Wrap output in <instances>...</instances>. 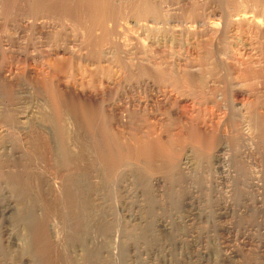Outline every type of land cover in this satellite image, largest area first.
<instances>
[{"label":"rangeland","instance_id":"374dc122","mask_svg":"<svg viewBox=\"0 0 264 264\" xmlns=\"http://www.w3.org/2000/svg\"><path fill=\"white\" fill-rule=\"evenodd\" d=\"M83 2L0 0V27L12 38L0 54L30 52L40 40L80 54L47 56L61 81H49L53 90L0 84V108L19 112L30 101L67 130L45 166L25 153L42 150L31 124L17 134L26 158L0 160V264H264V0H107L115 34L101 40L113 45L98 73L79 59L101 38L81 29ZM142 3L157 4L159 16L137 27ZM49 4L62 12L40 35L27 23ZM21 19L17 35L10 28ZM70 67L85 88L114 83L111 118L67 88ZM211 137L226 145L224 162L209 157ZM177 152L190 154L187 169L172 162Z\"/></svg>","mask_w":264,"mask_h":264},{"label":"bare ground","instance_id":"6f19581e","mask_svg":"<svg viewBox=\"0 0 264 264\" xmlns=\"http://www.w3.org/2000/svg\"><path fill=\"white\" fill-rule=\"evenodd\" d=\"M96 0H84L83 4H82V7H81V15H82V18L80 19H83L82 21L85 23L86 22V28H81L83 29V31H86L84 34L87 35V34H91V35H94V33L97 31H99V33L101 34V38L98 37V36H95L96 39H99L98 41L95 40V41H92V42H96L94 43V46L97 48V45L98 48L101 47V48H94L96 50H94V54L95 56H93L94 54L92 53L91 55H89V53L84 56L83 54L85 53H82V56L79 57V59H81L82 61H84L85 63H89V62H93L95 64H97V66L95 67L96 69H94V71L96 70V72L98 73L99 70L101 69L100 67V64L101 63H108L110 64L111 62V55H112V51H111V48L112 46L110 45V43L112 44V42H110L108 45H101V43L103 41L101 40H105L106 42H109L110 40H108V37L110 36V34H115V33H111V30H113V28H108V24L110 25V23H108V21H112V18L113 17H109L110 15V8H107L106 6H109L107 0H100L101 2L99 1H96ZM53 2V1H52ZM208 2V1H207ZM226 2V1H225ZM44 4V2H42ZM108 3V4H107ZM198 3V2H197ZM35 4V3H34ZM37 4V3H36ZM47 4V3H46ZM45 4V5H46ZM50 5V4H49ZM157 5V4H156ZM154 5L153 3H142V5H137L133 11L135 12V16H136V20H138V22L134 21V23L132 25H136L138 27V23L140 22L139 20L141 21H145L147 24L149 23V20L148 19L149 17L150 18H157L159 16V12H158V9H157V6ZM33 6H37V5H33ZM196 6V5H195ZM38 7V6H37ZM40 7V6H39ZM211 7V6H210ZM7 8V6H6ZM66 8V7H65ZM37 8L35 7V9L33 10H36ZM64 9V8H63ZM213 9V8H212ZM67 10V8L65 9ZM174 10V9H172ZM62 12V9L59 5H50V6H41V8H39V10H37L36 12L32 13L30 15V20L31 21H28V20H24V19H21L19 22L17 23H14L12 26V28H10L11 30H13L17 35H19L21 33V30L24 26L25 23H28L27 24H30V26H32V29H36L38 31V33L41 35L44 34V32H47L48 29H51V28H54V24H52V22H50L51 20H54V18L51 16V15H57V13L59 12ZM177 11V10H176ZM194 11V10H193ZM33 12V11H32ZM66 12V11H65ZM74 12V11H72ZM162 12V11H161ZM53 13V14H52ZM112 13V12H111ZM175 13V12H174ZM64 14H67V13H64ZM41 15V16H40ZM112 15V14H111ZM118 16V15H117ZM127 16H130V15H127ZM133 16V15H132ZM131 16V17H132ZM162 17V16H161ZM178 17V16H177ZM201 17V16H200ZM109 18H111L109 20ZM134 18V17H133ZM185 18V17H184ZM49 19V20H48ZM79 19V20H80ZM123 19V18H122ZM121 19V20H122ZM127 19V18H126ZM208 19V18H207ZM128 20V19H127ZM126 20L125 23H128ZM181 20V19H180ZM4 21V20H2ZM81 21V22H82ZM201 21V20H200ZM206 21V20H205ZM12 22V21H11ZM82 22V23H83ZM155 22V21H154ZM222 22V21H221ZM2 23V22H1ZM80 23V24H82ZM145 23V24H146ZM150 23H153V21L151 20ZM170 23V22H169ZM144 24V25H145ZM155 24V23H154ZM153 24V25H154ZM158 24V23H157ZM139 25H142V23H139ZM143 25V27H145ZM161 25V24H160ZM178 25V24H177ZM156 26V24H155ZM172 26V25H171ZM197 26V25H196ZM201 26V25H200ZM2 27V28H1ZM0 27V47L2 46V41L3 39L5 40V42L7 44H11L10 40L12 39H8L9 37L7 35H9L8 33H6L4 30L3 27L5 26H1ZM165 29V28H164ZM8 30V29H7ZM6 30V31H7ZM176 30V29H175ZM181 30V29H180ZM110 31V32H109ZM13 32V33H14ZM114 32V31H113ZM12 33V34H13ZM110 33V34H109ZM223 33V32H222ZM172 34V33H171ZM179 34V33H178ZM117 35V33H116ZM15 36V35H14ZM88 36V35H87ZM114 36V35H113ZM112 36V39L113 38ZM196 36V35H195ZM89 37V36H88ZM190 37V36H189ZM87 38V37H86ZM90 38V37H89ZM88 38V39H89ZM93 38V37H91ZM110 38V37H109ZM95 39V38H93ZM117 39V38H116ZM91 40V39H90ZM90 40H87V41H90ZM243 40V39H242ZM12 41V40H11ZM175 41V40H174ZM91 42V43H92ZM230 42V41H229ZM14 43V42H12ZM40 45L38 46V44L36 45L37 47H32L30 52L28 51H21L19 52L18 54H13V55H10V56H7L6 57V54L4 55V53H1L0 54V84L3 83V84H7V85H10V88H12L11 86L12 85H15V83L19 82L21 79H25V80H28V81H32V82H35L37 84H39V86H41V88H45L46 86V83L47 82H51L53 80H56L58 81L59 80V74H57L53 69H51L49 67V65L46 63V58L47 56H50V55H61V54H67L70 56V58H78L77 55H80V54H77V55H74L71 51H66V48L64 45H55L54 47H47L44 45V42H42L41 40L39 41ZM87 43V42H86ZM90 43V44H91ZM104 43V42H103ZM93 44V43H92ZM92 44L89 46V48H93L92 47ZM118 44V43H117ZM164 44V43H163ZM101 45V46H100ZM113 45V44H112ZM9 46V45H8ZM241 46V45H240ZM26 50V49H25ZM28 50V49H27ZM115 51V50H114ZM126 51V50H125ZM85 52V51H84ZM90 52V51H88ZM125 55V53H124ZM62 56V55H61ZM136 56V55H135ZM114 57V56H113ZM138 58V57H137ZM73 60V59H72ZM130 60V59H129ZM137 60V59H136ZM161 61V60H160ZM92 63V64H93ZM113 64V63H112ZM187 64V63H186ZM148 66V65H147ZM186 66V65H185ZM119 68V67H118ZM168 68V67H167ZM191 68V67H190ZM110 70V69H109ZM164 70V69H163ZM190 70V69H189ZM195 70H193L194 72ZM161 73V72H160ZM65 76L68 80H65L67 81V88L69 89H72V90H78V91H81L83 92L85 95V97L89 98L90 101L93 102V105L95 104L96 106L98 105L100 108H99V111H103L104 113V116L107 118L110 116V118L113 116L114 112L116 111V105L113 106L109 104H106V100L108 97V93H109V90L111 88V85H113L114 83L111 82L110 79H106L105 80V83L103 81V79H100V83L102 82V84L98 85L97 86H89V85H86V88L84 87V83L81 82L82 80H79L77 78H75V73H74V69L73 68H69L68 71H66V73H64ZM85 74V73H84ZM150 74V73H148ZM164 74V73H163ZM169 74V73H168ZM175 74V73H174ZM62 76V75H61ZM163 76V75H162ZM162 76H159L161 78H165V77H162ZM190 76V75H188ZM106 77V76H105ZM153 78V77H151ZM159 79V78H158ZM169 79V78H168ZM173 79V78H172ZM179 79V78H178ZM177 79V80H178ZM162 80V79H161ZM188 80V79H187ZM55 81V82H56ZM60 81V80H59ZM166 81H167V78H166ZM170 81V80H169ZM176 81V80H175ZM49 82V84H50ZM54 82V83H55ZM61 82V81H60ZM155 82V81H154ZM160 82V81H159ZM189 82V81H188ZM53 83V82H51ZM174 83V82H173ZM48 84V83H47ZM59 84V83H58ZM57 84V85H58ZM163 84V83H162ZM140 85V84H139ZM2 86V84H1ZM4 86V85H3ZM16 86V85H15ZM49 86V85H48ZM51 86V84H50ZM49 86V87H50ZM55 86V84L53 85ZM59 86V85H58ZM148 86V85H147ZM210 86V85H209ZM8 87V86H7ZM151 87V86H150ZM213 87V86H212ZM54 87L51 86L50 90L52 89L53 90ZM113 88V87H112ZM201 88V87H200ZM49 89V88H48ZM45 90V89H44ZM49 90V91H50ZM181 90V89H180ZM132 91V90H131ZM22 93H27L26 89H23L21 90ZM47 92V91H46ZM182 92V91H181ZM21 93V94H22ZM50 93L52 94L53 92L50 91ZM49 93V94H50ZM169 94V93H168ZM21 97H24L25 99V96H22L20 95ZM55 96V95H53ZM50 97L51 98H53ZM163 96V95H162ZM22 100H24L23 98H21ZM110 99V98H109ZM120 99V98H119ZM124 99V98H123ZM128 99V98H127ZM21 100V102H22ZM56 101L58 100L55 98ZM55 100H54V103L51 102L55 105ZM28 101V100H27ZM27 101H24L25 103H27ZM134 101V100H133ZM7 102V101H6ZM126 102V101H125ZM156 102V101H155ZM2 105L4 104L2 101L0 102ZM32 103V102H31ZM50 103V102H48ZM52 103H50L49 105H51ZM58 103V102H57ZM128 105L133 106L131 100L130 102H128ZM135 103V102H134ZM136 103H139V102H136ZM140 103H142L140 101ZM146 103V101L144 102ZM6 104V103H5ZM29 105H27L25 108H24V105L22 110L21 111H17L18 108L16 109H13L12 112H7L8 110H4L2 108V111H0V160L3 159V161L7 162V161H12L13 160H17V159H21L22 158V151H26L24 148H26L27 146H24L22 144V142L19 140L20 143H18V136L17 134L19 133H23L25 132L26 129L29 128L30 124H31V127L33 129L36 130V134L38 135H41L43 136V139L39 140L38 138H36L37 142H35V146L41 148L42 150H38L37 148L35 147H32L29 152H25L26 154L29 153L33 155L32 160L35 161H39L41 162L42 160V163L43 164V160L46 159V153H50V152H56V151H59L61 149L62 146H64L65 143H63V139L64 137H62L61 135H65L63 134V132L66 130V129H63L64 131H61L62 128L64 127H60L58 126L59 124V118H54V116L52 118H48V116L46 114H41L37 111V108L30 104V101L28 103ZM1 105V106H2ZM60 105V103H58V106ZM124 105V104H123ZM135 105V104H134ZM140 105V104H139ZM9 106V105H8ZM53 106V105H51ZM7 107V106H5ZM56 106H54L55 108ZM137 107V106H136ZM8 108V107H7ZM53 108V107H52ZM51 108V110H53ZM102 108V109H101ZM138 108V107H137ZM146 108V107H145ZM56 109V108H55ZM154 109V108H153ZM4 110V111H3ZM50 110V109H49ZM118 110V109H117ZM142 110V109H140ZM11 111V110H10ZM55 111V110H54ZM134 111V110H132ZM138 111V109H137ZM144 111V110H143ZM143 113V112H142ZM180 113V112H179ZM183 113V112H182ZM201 115V114H200ZM52 116V115H51ZM254 116V115H253ZM252 116V117H253ZM125 117V116H124ZM208 117V116H207ZM201 118V117H200ZM146 119V118H145ZM68 120V119H67ZM101 120V119H100ZM163 120V119H162ZM249 120V119H248ZM59 121V122H58ZM99 121V120H98ZM97 121V122H98ZM110 121V120H109ZM255 121V120H254ZM74 122V121H73ZM72 122V123H73ZM197 122V121H196ZM244 122V121H243ZM69 123V122H68ZM114 123V122H113ZM203 123L205 122H202V125ZM217 123V122H216ZM29 125V126H28ZM205 125V124H204ZM249 125V124H248ZM259 125V124H258ZM259 127V126H258ZM257 127V128H258ZM66 128V127H65ZM73 128V127H72ZM139 128V127H138ZM136 128V129H138ZM217 128V127H216ZM221 128V127H220ZM261 128V127H260ZM59 129V130H58ZM219 129V128H218ZM218 129H215V130H218ZM214 130V131H215ZM30 131H32V129H30ZM34 131V130H33ZM58 131L60 132V138L62 139V143L58 146V138L56 139L55 138V135L59 134ZM67 131V130H66ZM100 131V130H99ZM127 131V130H126ZM220 131V130H218ZM234 131V130H233ZM257 131H260V130H257ZM217 132V131H216ZM57 133V134H56ZM219 134V133H218ZM216 135V134H215ZM214 135V136H215ZM220 135V134H219ZM218 135V136H219ZM56 136V137H58ZM66 136V135H65ZM198 137V136H197ZM216 137V136H215ZM215 137L214 138H210V140L212 139V147L210 148V154H209V157L211 158H214L216 159V161H223L225 160V156H224V153H225V150H226V145L222 142H219V143H216L215 144ZM66 139V138H65ZM114 139V137H113ZM203 141V140H202ZM32 142V141H31ZM65 142V141H64ZM199 142V141H197ZM196 142V143H197ZM201 142V141H200ZM138 143V142H137ZM141 143V142H140ZM202 143V142H201ZM205 144H207V141L204 142ZM209 143V144H211ZM100 144V143H99ZM113 144V143H112ZM118 144V143H117ZM209 144H207V147H209ZM215 144V145H214ZM202 145V144H201ZM58 146V147H57ZM139 146V145H138ZM202 147H205L202 146ZM143 150V149H142ZM200 150V149H199ZM209 150V149H208ZM31 151V152H30ZM157 151V150H156ZM201 151V150H200ZM62 152V151H61ZM58 153V152H57ZM8 154H10V156H8ZM24 154V155H26ZM138 154V153H137ZM180 154V153H179ZM23 155V156H24ZM35 155V156H34ZM44 155V156H43ZM142 155V154H141ZM174 155V154H173ZM177 155V158L175 160H172L176 162V166H178V168H181V169H187L188 168V165L190 163V160H191V156L190 154H186L184 156L182 155H179L178 156V152L176 153ZM202 155V154H201ZM58 156V155H57ZM56 156V157H57ZM167 156V155H166ZM25 157V156H24ZM44 157V158H43ZM169 158V156H167ZM208 157V156H207ZM26 158V157H25ZM116 159V158H115ZM50 160V159H49ZM206 160V159H205ZM213 160V159H212ZM215 161V162H216ZM2 162V161H1ZM38 162V163H39ZM52 162V161H51ZM45 163V162H44ZM52 164V163H51ZM130 164V163H129ZM37 165V164H36ZM45 166V164H43ZM38 166V165H37ZM100 166V165H99ZM42 168V167H40ZM44 168V167H43ZM47 169V168H46ZM116 169V168H115ZM177 169V168H176ZM40 171V170H38ZM181 171V170H180ZM51 172V171H50ZM115 172V171H114ZM39 174V173H38ZM169 174V173H168ZM62 180V179H61ZM132 180V179H131ZM120 183V182H119ZM136 184V183H135ZM125 186V185H124ZM100 189V188H99ZM242 212V211H241ZM163 224L164 221H162ZM162 224V225H163ZM54 227V226H53ZM93 235V234H92ZM70 236V235H69ZM45 237V236H44ZM244 240V239H243ZM59 242V241H58ZM108 243V242H107ZM59 248V247H58ZM227 257V256H226ZM26 263V262H25ZM30 263V262H29ZM161 263V262H160ZM28 264V263H27Z\"/></svg>","mask_w":264,"mask_h":264}]
</instances>
